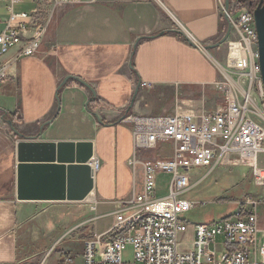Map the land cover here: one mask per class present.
Returning <instances> with one entry per match:
<instances>
[{
	"label": "crops",
	"instance_id": "1",
	"mask_svg": "<svg viewBox=\"0 0 264 264\" xmlns=\"http://www.w3.org/2000/svg\"><path fill=\"white\" fill-rule=\"evenodd\" d=\"M223 3L86 0L51 11L38 53L0 82V264H84L85 240L107 232L118 202L142 186V166L130 164L133 126L122 119L214 111L222 102L223 45L207 52L189 39L210 45L225 36ZM38 7L21 0L14 10ZM9 17L0 0V33ZM83 145L92 147L94 188L70 199L69 170L84 165ZM172 153L163 143L139 156Z\"/></svg>",
	"mask_w": 264,
	"mask_h": 264
},
{
	"label": "built area",
	"instance_id": "2",
	"mask_svg": "<svg viewBox=\"0 0 264 264\" xmlns=\"http://www.w3.org/2000/svg\"><path fill=\"white\" fill-rule=\"evenodd\" d=\"M2 1L7 3L10 17L0 33V58L17 50L0 64V82L12 77L13 65L38 53L55 7L86 0H37L39 7L34 12H16L14 6L21 0ZM234 3L229 13L232 32L226 42L225 72L220 69L223 79L218 86L223 97L218 107L122 119L133 126L135 156L130 164L135 171L137 165L142 166V186L129 199L118 202L115 222L107 232L85 240L84 264H264V192L244 202L250 208L243 206L233 217L198 223L181 218L194 207L181 196L219 166L250 168L254 183L264 189V166L260 165L264 83L258 33L254 10ZM222 9L225 15L224 3ZM163 143L173 144L170 159L140 158L142 150H156ZM94 165L100 168L99 161ZM197 171L205 173L193 181ZM162 175L170 176L163 192ZM129 247L132 258L127 257Z\"/></svg>",
	"mask_w": 264,
	"mask_h": 264
},
{
	"label": "rangeland",
	"instance_id": "3",
	"mask_svg": "<svg viewBox=\"0 0 264 264\" xmlns=\"http://www.w3.org/2000/svg\"><path fill=\"white\" fill-rule=\"evenodd\" d=\"M226 43L219 54H226ZM212 52V51H209ZM225 63V62H224ZM224 63L216 61V64L224 66ZM232 78V77H231ZM223 76L221 75V80ZM264 155L261 156L260 165L264 166ZM205 172L197 171L193 173L192 180L195 181L204 175ZM170 176L162 175L160 178V191L168 189ZM264 189L256 186L251 169L244 166H219L194 186L189 192L181 196L182 199L190 200L194 207L181 215L182 219L191 223L218 221L222 218L233 217L243 206L250 208L246 201L258 198ZM190 236V235H189ZM190 238L186 236L189 246ZM221 239L218 240L220 242ZM130 247L128 258H132Z\"/></svg>",
	"mask_w": 264,
	"mask_h": 264
},
{
	"label": "water",
	"instance_id": "4",
	"mask_svg": "<svg viewBox=\"0 0 264 264\" xmlns=\"http://www.w3.org/2000/svg\"><path fill=\"white\" fill-rule=\"evenodd\" d=\"M232 0H225V18L228 21V29L225 36L220 39L218 42L210 45H199L195 42H192L189 38L190 43L196 47L201 48L207 52L217 49L224 45L232 32V24L230 20V10H231ZM256 28L258 33L259 40V67L264 83V0H260L257 7L254 9ZM181 35L185 36L183 31H178ZM78 79V78H76ZM137 94V92H136ZM54 148V147H53ZM81 158L80 160L84 165L78 171L73 169L69 170V198L72 199L76 197L77 199H85L94 188V179H93V170L87 162L93 157L91 145L81 146ZM62 183L65 182V171H62Z\"/></svg>",
	"mask_w": 264,
	"mask_h": 264
},
{
	"label": "trees",
	"instance_id": "5",
	"mask_svg": "<svg viewBox=\"0 0 264 264\" xmlns=\"http://www.w3.org/2000/svg\"><path fill=\"white\" fill-rule=\"evenodd\" d=\"M239 2L242 5H249L251 9H255L259 4L260 0H232V2Z\"/></svg>",
	"mask_w": 264,
	"mask_h": 264
},
{
	"label": "bare ground",
	"instance_id": "6",
	"mask_svg": "<svg viewBox=\"0 0 264 264\" xmlns=\"http://www.w3.org/2000/svg\"><path fill=\"white\" fill-rule=\"evenodd\" d=\"M49 30V29H48ZM218 65V67L222 70V71H224L225 72V69H223V66H221V65H219V64H217ZM229 77V79L231 80V81H233V79L231 78V76H228ZM94 167H95V165H94Z\"/></svg>",
	"mask_w": 264,
	"mask_h": 264
}]
</instances>
